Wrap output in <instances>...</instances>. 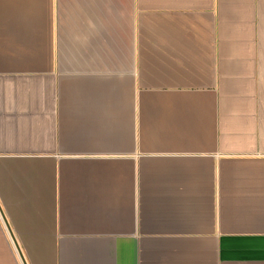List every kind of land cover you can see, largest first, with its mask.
<instances>
[{"label": "crops", "instance_id": "obj_1", "mask_svg": "<svg viewBox=\"0 0 264 264\" xmlns=\"http://www.w3.org/2000/svg\"><path fill=\"white\" fill-rule=\"evenodd\" d=\"M0 264H264V0H0Z\"/></svg>", "mask_w": 264, "mask_h": 264}]
</instances>
